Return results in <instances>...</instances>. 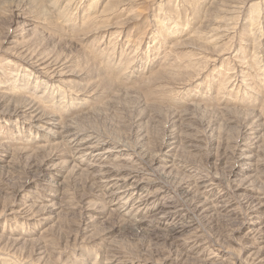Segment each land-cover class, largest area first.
Here are the masks:
<instances>
[{
    "label": "rangeland",
    "instance_id": "1",
    "mask_svg": "<svg viewBox=\"0 0 264 264\" xmlns=\"http://www.w3.org/2000/svg\"><path fill=\"white\" fill-rule=\"evenodd\" d=\"M20 46H40L67 58L77 80L37 88V74L13 55ZM0 95L31 96L39 108L78 131L86 128L77 127L76 119L100 111L93 126L109 133V125L132 144L133 151L124 152L117 163L129 154L144 177L156 180L151 192L165 185L162 202L173 199L183 217L181 232L173 233L171 217L154 210L150 215L156 216L139 232L125 215L111 212L104 198L92 195L85 201L102 217L91 223L98 236L84 238L82 201L90 189L83 177L68 178L64 189L52 176L29 183L36 179L33 160L16 150L34 142L36 131L17 116L0 114V264H103L116 253L113 249L135 264H257L250 252L264 256V211L253 218V199L235 190L238 177L243 178L237 175V149L254 139L244 129L251 115L260 118L264 130V0H0ZM173 113L190 127L182 128L175 146L167 148ZM262 140L261 164L248 184L264 197V135ZM1 152L16 166L10 168ZM167 162L171 166L163 168ZM198 178L215 183L209 197L225 195L227 211L221 210L224 201L217 211L193 207L179 185L193 186ZM21 187L23 199L41 202L54 194L71 207L64 208L57 223L45 226L37 220L33 225L9 215ZM48 242L52 247L43 254Z\"/></svg>",
    "mask_w": 264,
    "mask_h": 264
},
{
    "label": "bare ground",
    "instance_id": "2",
    "mask_svg": "<svg viewBox=\"0 0 264 264\" xmlns=\"http://www.w3.org/2000/svg\"><path fill=\"white\" fill-rule=\"evenodd\" d=\"M23 21L25 23L24 25H27V27H29L28 21L26 19ZM20 47L21 48L18 49L16 52L15 50L12 49L13 52H15V53L13 52L12 53L14 56H17L20 60L24 61V63L27 66H29L31 70L34 71V73L37 74L36 75L38 76L37 77L38 81L36 82L37 88H41L44 85L51 86L47 82H52L51 87H54L57 85H59L60 87V85L64 86V84H66V82L68 81L72 83V82H75V80H77L74 78V76H78L76 74L77 71L70 68L69 63H68L70 61L67 58H64V57L61 58L59 56H56L50 51H48L47 49L43 50L40 46H38V48L35 50L34 49L30 50L27 47H22V46ZM41 77L43 78L46 77L47 80H43ZM39 79H41L40 82H39ZM28 85L29 83L25 82V86L27 88L33 89L30 85L29 86ZM30 89L28 90L30 91ZM30 98L33 99L31 96L8 97L7 95H0V114L17 116V118L21 119L24 123L31 125V127H33L36 131V135H37L36 139L34 140V142L30 141L31 145L27 144L28 149L21 148V149L16 150V152L20 154L21 156H25L26 158L29 157L30 159L33 160V164L31 165V167H32L33 174L35 173L36 179L30 180L29 183L34 182V181H39V179L41 178L45 180L50 179L52 176L56 180L57 188L62 187L64 189V186L68 184L66 182L68 178L80 179L81 177H83L81 182H85V185L88 186L90 189V192L88 193V195L84 194V198L82 196L83 198L82 204H84V210L86 213L85 219L87 220V222L83 223V225L81 224V227L84 228V230L81 228L83 230L82 232H83L84 238L87 237V238L92 239L98 236L96 232H92L93 226L91 225V223L93 222L94 219L102 217L100 215L98 216V213L100 211H97V207L87 202V200L85 201L87 197H88L87 199L89 200V197H91L92 195L93 196L98 195V197L100 196L104 198L109 204L111 212L112 211L113 212L115 211L116 213L120 212L121 214L125 215L127 219L131 220L132 226L137 225L135 227H137L136 229L139 232H144L141 226L145 222H147L149 219L153 218V216H156L157 214L155 213L153 215H150L152 214L150 212L154 210L157 211L158 209H159V212L161 214H164L165 217L166 216L171 217L168 219H172V222H171L172 224H170L171 227L170 226L169 227L172 229L173 233L175 232L179 233V231L181 232L180 230L181 228L178 226V221L179 220L181 221V219H183V217L179 215L181 208H179V206L174 202L173 199H169V200L162 202V197H164L163 200L166 199V195H167L166 186L162 185V188L160 189L158 188L159 190H157V192L156 191L151 192V189L154 187L156 180L144 177L142 174L145 171H142L141 166L137 164L138 162L135 163L133 158H129V156H127L129 154H127L123 158L122 162L117 163L118 159H120V157L122 156L124 152L127 153V151L129 150L133 151V149L131 148L132 144L128 142L127 139H124L123 137H121L120 136L121 133H119V131L116 132L115 131L116 129L111 130V128L108 127L109 125L108 126L105 125L107 129L109 130L107 131L109 133H106V131L103 132L101 131L100 128H96L95 126H93V121L96 119V114H98L100 111L96 110V114L95 112L94 113L92 112V115L86 116L85 120L83 121L76 119V124H78L77 127H80L81 130L83 128H86V131H78L79 129L77 130L69 124L61 123L59 119L56 117L58 114L55 116L54 114L48 113L46 112V110L44 111L43 109L39 108V106L37 105L38 103L36 104L34 100H31ZM57 109H56V112H57ZM140 115L141 114H138L136 117H140ZM170 118L171 119L169 121L171 122V120L174 119L173 123L176 126L175 125L172 126L171 129L170 127H168V129L166 130L168 137H167L166 143H164L163 146L167 148L169 144L172 143V145H174V143L177 142L176 139L178 140V137H179L178 133L180 131L182 132V128L189 129L188 127H190V124L188 123H181V120H179L177 116H175V113H173V115H170ZM257 119L259 120L260 118L254 114L251 115L249 121L247 120L248 122L246 126L244 127V129L246 128L247 134L249 132L248 134L249 137L251 136V138H253V135H254L253 142L250 144L249 143L250 140L242 141L243 143L240 144L237 149L238 150L237 159L239 161L238 166L241 167V165H244V166L248 165L249 167L246 166L245 168H242V167L240 168L237 166L239 173L237 172V170L233 171L234 174L238 173L237 175L243 177V178L238 177L237 179L239 180V183L237 184V187L235 189L237 194L244 195V196H251V198L253 199V200L251 199L253 202L252 210L250 209L252 212L253 218H257L259 215L261 216V214L264 211V197L259 195L256 191H254V189L252 190V188H250L249 187L250 185L248 184L250 183L248 181V177H250L253 174V172H255L254 170L260 166L261 160H262L261 159L262 152L260 151V148H261L260 146L262 144L261 141H263L262 135H264L263 133L264 130L262 129L263 130L262 131L261 128H259L260 126L258 125ZM86 120H88L87 123L85 122ZM231 120L234 121V118ZM174 128H177V131L175 130V132H173ZM191 143H193V141ZM29 145L32 146L33 149L30 150ZM193 145L191 144V146ZM1 147L2 146H0V148ZM194 147L196 148L195 150L201 149L197 145H194ZM9 151H12V150H9ZM9 156H10L9 154L8 155L4 153L1 154V157L6 158V161L8 162L7 164H9V167L13 168L15 165L14 158H9ZM168 162H171V161H168ZM168 162L166 163L167 164L166 166H163V168H169L168 166H171V164L168 165ZM1 167H4V166L1 165ZM163 173L165 174L166 171ZM71 180L75 181V179H71ZM78 182L76 180L77 185H78ZM193 183L194 185L190 186L191 184L189 185V183L185 181L184 183L179 185L180 189L183 190L184 196L186 194V198L190 199V201H193L195 205L193 207H196L198 210L204 209L205 211L206 210L217 211L220 205H222V204L219 205V203L224 201L223 203L224 206L221 210L223 211L228 210L226 209V207H229L227 206L228 200L226 199L225 195L222 196L221 193L218 192V194L215 193L213 197H209L210 196L209 193L215 190V186H214L215 183L213 181H208L207 179H204V178L202 179L198 178V180H195ZM21 188L22 189L18 190L17 192L18 199L9 206V211L11 213L9 215L18 216L20 217V219H23L24 221L32 223L33 225H35V222L37 220L43 223L45 226H47L49 223L53 221H55L54 223H57L58 221L56 218L61 212H63L64 208L71 207L68 204L69 200H67L66 203L61 202L62 200V198H60L61 196L59 197L60 199L52 198L54 194H50L46 198H42L43 200H41V202L40 201L34 202L33 200H29L27 196H25L26 198L23 199V192H25V189L24 187H21ZM97 190L99 191L98 194L96 193ZM91 201L92 200H90V202ZM69 203L72 204L71 201ZM162 220L163 219L161 218V221ZM162 222L164 223L166 222L167 224L170 223L167 221H162ZM181 227H184V226H181ZM49 229H50V226L43 229L41 231V234L46 235ZM89 231H91L90 235H88L87 233ZM41 238H42V235L40 239ZM2 239H4V237H2ZM36 243L38 244L37 241ZM111 246H116V245L109 244V249H112L110 248ZM50 247H52L50 243L49 244L44 243L42 247L44 249L41 248L42 250H44L42 253L45 254L47 251H49V249H51ZM113 250H115L116 253L115 254L109 253L110 255L108 254V256L105 257L103 264H135V263H132V260H131L132 258L128 259L129 257L128 258L125 257L124 254H121L120 256H118V249H113ZM258 251L250 252L249 257L250 259L254 261V263L256 262L257 264H264V256ZM37 252H40V251H37ZM118 260H120L121 262H118ZM136 264H141V263H136ZM218 264H222V263H218Z\"/></svg>",
    "mask_w": 264,
    "mask_h": 264
}]
</instances>
